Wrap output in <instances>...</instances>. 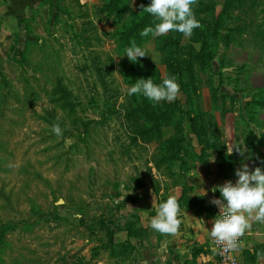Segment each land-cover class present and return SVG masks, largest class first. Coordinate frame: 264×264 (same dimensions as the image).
<instances>
[{
    "label": "rangeland",
    "instance_id": "rangeland-1",
    "mask_svg": "<svg viewBox=\"0 0 264 264\" xmlns=\"http://www.w3.org/2000/svg\"><path fill=\"white\" fill-rule=\"evenodd\" d=\"M100 1L9 2L13 31L0 35V264H136L127 232H141L131 219L140 213L129 201L163 176L180 183L171 172L184 128L168 126L180 120L178 106L194 110L208 146L222 147L225 119L238 136L252 133L245 112L264 125V0H198L201 27L190 38L152 37L137 62L124 56L119 25L99 16ZM171 71H179L175 101L128 95L138 79L159 85ZM255 132L247 154L262 168L264 132ZM209 246L206 264H217ZM259 254L254 264H263Z\"/></svg>",
    "mask_w": 264,
    "mask_h": 264
},
{
    "label": "crops",
    "instance_id": "crops-1",
    "mask_svg": "<svg viewBox=\"0 0 264 264\" xmlns=\"http://www.w3.org/2000/svg\"><path fill=\"white\" fill-rule=\"evenodd\" d=\"M11 0H0V35L13 31L8 18L15 17L9 10ZM249 106V105H247ZM244 122L252 132L238 136L235 132L238 126L235 122L225 119L221 124L219 142L222 147L212 142L208 146V139L203 140L196 131L192 130L191 121L182 123L184 136L179 138L181 153L173 162L171 175L180 178L179 184H172V177L163 176L159 187L152 183L144 185L138 190L134 201H129L140 214L132 213L133 227L140 229L136 234L127 232L129 243L133 246L134 262L136 264H206L210 258L207 245H210V229L219 208L211 203L212 199H221L219 191L212 189L227 181L236 182L237 169L247 164L250 170H255V156H249L247 151L255 148V134L264 132L252 116L245 112ZM174 133L178 130L177 123H169ZM238 133V132H237ZM237 135V137H235ZM171 137V135L169 136ZM264 169V145L259 144ZM228 148H233V154L227 155ZM240 149L244 154L236 151ZM261 163V160H260ZM178 164V168L176 167ZM159 171V169L156 167ZM169 195L176 196L180 205L179 219L181 224L176 235H162L150 227L152 218L156 215L153 200L159 205L167 200ZM252 227L245 233V242L240 256L241 264L255 263V249L259 250V259L264 264V224L251 221ZM144 232V233H143ZM211 248V246H209ZM218 259V257H217Z\"/></svg>",
    "mask_w": 264,
    "mask_h": 264
},
{
    "label": "clouds",
    "instance_id": "clouds-1",
    "mask_svg": "<svg viewBox=\"0 0 264 264\" xmlns=\"http://www.w3.org/2000/svg\"><path fill=\"white\" fill-rule=\"evenodd\" d=\"M197 2L198 0H150L147 7L141 4L142 12L154 18V27L144 28L140 35L147 37L151 34L155 38L178 32L185 38H190L194 29L201 27L193 12V6ZM146 55L133 39L131 46L125 49L124 56L131 62H137ZM179 94L180 85L175 76L163 79L159 85L153 82V78H141L128 89V95H143L153 104L173 102ZM51 131L58 138L63 135L59 124H53ZM236 151L240 155L244 154L238 148ZM232 154L233 148H228L227 155ZM235 175L238 178L235 183L227 181L212 189L213 193L219 191L221 199L211 200L219 208V215L212 221L210 237L214 244L222 245L225 252L239 247L238 242L251 229L252 220L264 224V169L256 167L253 171L245 164L236 170ZM153 208L156 215L152 218L150 227L162 235H176L181 224L178 218L180 205L176 196L169 195L159 205L154 199Z\"/></svg>",
    "mask_w": 264,
    "mask_h": 264
},
{
    "label": "trees",
    "instance_id": "trees-1",
    "mask_svg": "<svg viewBox=\"0 0 264 264\" xmlns=\"http://www.w3.org/2000/svg\"><path fill=\"white\" fill-rule=\"evenodd\" d=\"M139 1V11H131L130 10V0H101L99 4V16L109 18L114 25H119L118 29L120 30L119 35L117 36V40L121 41V45L123 47H130L131 41L135 39L137 46L141 47L144 43L150 40L153 36L149 34L147 37H142L140 35L141 31L146 27H154V18L148 14L142 12V8L140 7L143 4L147 7L150 4V0H138ZM127 14L130 17L128 22L124 23L125 18H127ZM118 33V31H117ZM190 43H193L190 41ZM111 60V59H110ZM113 61V60H112ZM175 62L178 65V61L173 60L172 63ZM172 76H176L179 74V71L173 73L171 71ZM180 111L178 113L181 114L180 120L177 122V131L179 132L182 127V123L187 119L191 121L192 130L196 131L199 137L201 133L196 127V121L194 116V110L189 108L184 111L183 106H178ZM169 109V108H168ZM173 141V140H171ZM178 143L180 140L178 139Z\"/></svg>",
    "mask_w": 264,
    "mask_h": 264
},
{
    "label": "built area",
    "instance_id": "built-area-1",
    "mask_svg": "<svg viewBox=\"0 0 264 264\" xmlns=\"http://www.w3.org/2000/svg\"><path fill=\"white\" fill-rule=\"evenodd\" d=\"M218 215H219V211L217 212V216ZM244 242H245V235L242 238H240L238 242L239 247L236 250H229L225 252L223 246L214 244V242L210 237L211 249L214 252V254H216L218 257L217 264H241L240 256L242 253Z\"/></svg>",
    "mask_w": 264,
    "mask_h": 264
}]
</instances>
